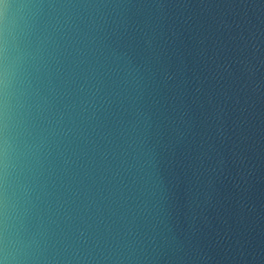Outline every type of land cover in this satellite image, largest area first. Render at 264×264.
Segmentation results:
<instances>
[{"label":"water","instance_id":"obj_1","mask_svg":"<svg viewBox=\"0 0 264 264\" xmlns=\"http://www.w3.org/2000/svg\"><path fill=\"white\" fill-rule=\"evenodd\" d=\"M0 264H264V0H0Z\"/></svg>","mask_w":264,"mask_h":264}]
</instances>
